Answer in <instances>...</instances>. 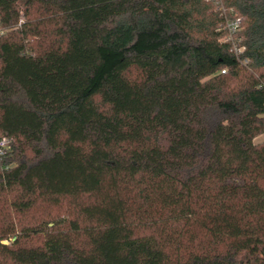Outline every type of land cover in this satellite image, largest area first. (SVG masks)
<instances>
[{
    "label": "trees",
    "instance_id": "trees-1",
    "mask_svg": "<svg viewBox=\"0 0 264 264\" xmlns=\"http://www.w3.org/2000/svg\"><path fill=\"white\" fill-rule=\"evenodd\" d=\"M219 1L239 56L214 0H0V196L84 224L0 255L264 264V0Z\"/></svg>",
    "mask_w": 264,
    "mask_h": 264
},
{
    "label": "rangeland",
    "instance_id": "rangeland-1",
    "mask_svg": "<svg viewBox=\"0 0 264 264\" xmlns=\"http://www.w3.org/2000/svg\"><path fill=\"white\" fill-rule=\"evenodd\" d=\"M215 4L218 3L214 0ZM244 27H242L243 30ZM241 32L238 35L240 36ZM258 144L264 143V135L255 139ZM15 198L12 193H4L0 196V238L3 234H8L10 226H16V232L8 235L2 242L8 246L29 248L42 245L47 232L68 233L70 223L79 220V209L73 205L71 200H63L60 203H53L39 200L33 209L26 212H18L11 201ZM84 226L81 221H78ZM74 235V234H72ZM80 242L84 241V236L79 235ZM0 264H15L8 257L0 255Z\"/></svg>",
    "mask_w": 264,
    "mask_h": 264
},
{
    "label": "built area",
    "instance_id": "built-area-1",
    "mask_svg": "<svg viewBox=\"0 0 264 264\" xmlns=\"http://www.w3.org/2000/svg\"><path fill=\"white\" fill-rule=\"evenodd\" d=\"M217 4H219L218 10L222 12V16L224 17V24L222 29L226 31V36L223 39V41L230 42L232 44L233 51L237 56H239L240 53L244 51V47L239 46V41H238V33H240L242 30V19L241 18L229 19L221 1L218 0ZM11 148H12V140L9 137L0 138V156H4L8 154Z\"/></svg>",
    "mask_w": 264,
    "mask_h": 264
}]
</instances>
